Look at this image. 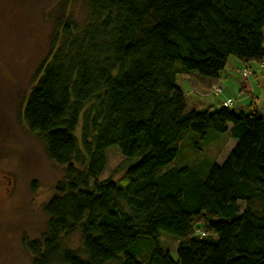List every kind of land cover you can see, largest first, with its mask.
Wrapping results in <instances>:
<instances>
[{"label":"trees","instance_id":"trees-1","mask_svg":"<svg viewBox=\"0 0 264 264\" xmlns=\"http://www.w3.org/2000/svg\"><path fill=\"white\" fill-rule=\"evenodd\" d=\"M82 1L87 19L57 23L22 107L63 170L30 264H264V109L198 110L177 84L218 78L231 56L261 67L264 0ZM217 134L232 142L221 158L181 164ZM111 146L136 159L120 183L99 178ZM75 232L78 252L61 244Z\"/></svg>","mask_w":264,"mask_h":264},{"label":"rangeland","instance_id":"rangeland-1","mask_svg":"<svg viewBox=\"0 0 264 264\" xmlns=\"http://www.w3.org/2000/svg\"><path fill=\"white\" fill-rule=\"evenodd\" d=\"M87 14L82 0H0V264H30L32 256L25 241L42 239L45 235L44 205L55 193L63 170L48 157L42 139L27 128L22 107L35 83L36 71L52 47L53 36L58 35L57 23L68 19L81 26ZM61 35L58 37L62 38ZM242 69L235 57H229L219 73L218 83L210 85L207 96L201 95L206 89L200 88L196 74H178L177 84L189 105L198 110L218 109L223 98H231V107L239 113L247 101L242 100L244 94L240 95L243 81H253L258 95L251 96L254 100L264 98L263 69L251 64L250 78L242 76ZM213 85H219L222 92L213 93ZM262 103L263 100L259 107ZM227 142L225 134H217L209 144L201 145V149H192L194 152L181 164H190L195 159L214 162L221 158ZM135 162L136 159L124 158L117 146H111L106 151V166L99 178L112 177L120 183L125 168ZM240 205L242 210L244 204L240 202ZM160 235H164L162 247L175 259L176 239L166 231H160ZM61 244L70 251H80V233L63 237ZM50 264L61 263L55 259Z\"/></svg>","mask_w":264,"mask_h":264},{"label":"crops","instance_id":"crops-1","mask_svg":"<svg viewBox=\"0 0 264 264\" xmlns=\"http://www.w3.org/2000/svg\"><path fill=\"white\" fill-rule=\"evenodd\" d=\"M258 65V64H257ZM250 67H251V64L249 65ZM198 80H199V86H200V88H205L206 89V91L203 93V94H201L202 96H207L209 93H208V91H209V87H210V85L211 84H213V83H218V78H216V79H208V78H202V77H198ZM198 86V87H199ZM207 92V93H206ZM222 92V91H221ZM240 92H241V94L240 95H245L246 97L245 98H243L242 100H247L246 102H245V104H247V103H249V101L251 100V96L252 95H255V97L257 96L256 95V93H255V88H254V84H253V81L252 80H247V81H243L242 83H241V89H240ZM218 94V93H217ZM258 97V96H257ZM248 98V99H247ZM224 100H225V98H223ZM226 99H228V98H226ZM223 100V101H224ZM249 100V101H248ZM261 100H263V103L261 104V106L260 107H263L264 108V98H258V100H254L255 101V105L257 106V108L258 109H261L260 107H259V103L261 102ZM245 104H243V105H241V107L240 108H242ZM262 108V109H263Z\"/></svg>","mask_w":264,"mask_h":264},{"label":"built area","instance_id":"built-area-1","mask_svg":"<svg viewBox=\"0 0 264 264\" xmlns=\"http://www.w3.org/2000/svg\"><path fill=\"white\" fill-rule=\"evenodd\" d=\"M260 66L262 67V69L264 71V57L260 61ZM241 74L244 78H248L251 75V70L248 67H245L242 69ZM211 89H212L213 93H218L219 91H221V87L219 85H217V86L213 85ZM232 104H233V101H232V99H229V98L227 100L225 99L222 102V105L227 106V107L232 106Z\"/></svg>","mask_w":264,"mask_h":264}]
</instances>
